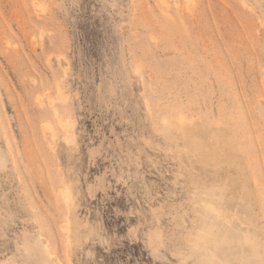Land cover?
Returning a JSON list of instances; mask_svg holds the SVG:
<instances>
[{"label": "rangeland", "instance_id": "1", "mask_svg": "<svg viewBox=\"0 0 264 264\" xmlns=\"http://www.w3.org/2000/svg\"><path fill=\"white\" fill-rule=\"evenodd\" d=\"M0 264H264V0H0Z\"/></svg>", "mask_w": 264, "mask_h": 264}, {"label": "bare ground", "instance_id": "2", "mask_svg": "<svg viewBox=\"0 0 264 264\" xmlns=\"http://www.w3.org/2000/svg\"><path fill=\"white\" fill-rule=\"evenodd\" d=\"M59 122H60L61 124H63L64 128H66V127H71V124H70V126H69V122H68V121L65 122V121L59 120Z\"/></svg>", "mask_w": 264, "mask_h": 264}]
</instances>
